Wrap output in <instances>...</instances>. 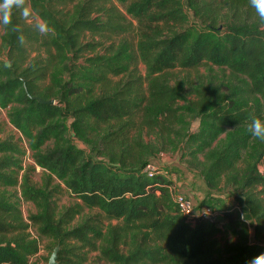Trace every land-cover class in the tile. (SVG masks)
<instances>
[{"label": "trees", "instance_id": "1", "mask_svg": "<svg viewBox=\"0 0 264 264\" xmlns=\"http://www.w3.org/2000/svg\"><path fill=\"white\" fill-rule=\"evenodd\" d=\"M76 1L26 0L28 19L14 9L23 43L0 25V109L20 135L0 141V264L37 257L31 227L61 248L58 264H85L97 251L105 264H248L264 253V142L248 131L264 121V24L249 0H117L136 22L135 46L121 37L132 24L108 0ZM30 20L53 31L41 35ZM207 66L222 74L192 85L172 73ZM22 141L48 173L44 188L29 181ZM169 146L206 187L195 209L220 204L222 227L178 211L172 192L181 191L157 161ZM53 180L98 213L70 226L78 211L57 214ZM9 189L40 213L25 220ZM223 229L236 241L221 247Z\"/></svg>", "mask_w": 264, "mask_h": 264}, {"label": "rangeland", "instance_id": "2", "mask_svg": "<svg viewBox=\"0 0 264 264\" xmlns=\"http://www.w3.org/2000/svg\"><path fill=\"white\" fill-rule=\"evenodd\" d=\"M80 0H77L76 2H79ZM109 5H114L123 15L124 24H132L131 27L128 28L127 32L122 34L121 37L127 38L128 41L131 42L133 46L136 44V34H137V25L136 22H133L131 17L126 14L124 10V6L120 4L117 0H108ZM132 21V23H131ZM29 22L33 23L34 25L42 23L40 20H30ZM193 24V21H191ZM197 24V23H196ZM2 35V29L0 27V38ZM119 40V38H116ZM89 40V39H88ZM1 44V42H0ZM33 54L32 56H34ZM45 56V55H44ZM211 70V71H210ZM138 71L141 73L143 77H145V67L143 64H138ZM173 76L177 77L178 80H181L184 77H188V82L192 83V85L198 84V80L200 78H206L209 74L212 75H221V71L217 67L209 68L207 67H201L196 71H188L184 72L179 69L172 70ZM174 83H172L173 85ZM144 86L146 88V83H144ZM187 90V89H186ZM188 92V90L186 91ZM184 101H179L178 106H183ZM181 112V111H180ZM198 127V122H193L191 125L190 132H195ZM12 138L15 141L20 140L19 133L12 127V125L9 123V120L7 118V110L0 109V141L6 140ZM224 139V135L222 137V140ZM144 140L146 142L155 141L156 137L154 136H144ZM80 147H85L84 144L77 142ZM21 150L24 152L21 156L22 163L24 165V169L27 170L28 167L34 168V163L31 159V149L30 144L26 141H22ZM187 157H183L181 150H173L168 147V150L166 152H162L157 157V161L161 164L163 168L167 170V172L172 176L174 182H173V189L174 191L182 186L185 194L192 195L191 198L193 200V203L196 205L195 208H198L199 203L201 199L204 197V194L206 193V187L201 179V177L198 175L197 172L194 170H191L187 167L186 164ZM260 171L263 172L264 168L261 166ZM29 172V181L32 185L38 188H44L45 184L48 180V173L44 172L38 167L34 168V171H28ZM49 181V180H48ZM60 185L59 189L57 190V195L54 194L52 201H53V207L56 209L57 214H61L65 211V209L74 208L76 211H78V214L75 216L74 220L70 223V226H76L79 224L82 220H84L87 217H91L93 215H96L98 213L97 210H90L88 208H85L82 206L81 202L77 199L71 197L70 193L64 188V186L59 183L57 180H53L50 182V185L48 186V190H52L56 185ZM178 184V185H177ZM10 193L17 192V198L19 200V208L20 211L24 217L25 220L28 219V217L31 214H38L40 213L39 208L36 204L32 202H26L19 196V190L16 189H9ZM188 191V192H187ZM217 196V195H215ZM222 203L227 207V209H232L234 207L233 201L229 199L226 196H221ZM208 205H212L216 207L218 211V207H220V204L215 203H207ZM206 204V205H207ZM103 230H106L108 228L109 223L103 222ZM113 226L117 225V222H112ZM252 236V230L251 227L249 228ZM31 239H39L40 242V252L37 255V257L31 259V264H47L48 258L50 254L52 253V250L57 246L55 242L49 238H39L36 228L31 227L28 231ZM215 241L218 243L219 246H224L225 244L232 243L236 241V238L231 235L226 229H223L221 232H219L215 236ZM61 251V248L60 250ZM100 256L99 252H87V261L85 264H105L104 261L98 262V257Z\"/></svg>", "mask_w": 264, "mask_h": 264}, {"label": "clouds", "instance_id": "3", "mask_svg": "<svg viewBox=\"0 0 264 264\" xmlns=\"http://www.w3.org/2000/svg\"><path fill=\"white\" fill-rule=\"evenodd\" d=\"M249 5L255 11V15L261 24H264V0H249ZM20 10V14L25 19L30 17V10L26 6V0H0V25L5 28L11 27V30L17 33V39L21 43L22 31L19 26L13 25V10ZM36 31L41 35H47L53 31L46 22L35 25ZM248 131L254 138L264 142V121L259 118H253L248 126ZM248 264H264V253L251 259Z\"/></svg>", "mask_w": 264, "mask_h": 264}, {"label": "built area", "instance_id": "4", "mask_svg": "<svg viewBox=\"0 0 264 264\" xmlns=\"http://www.w3.org/2000/svg\"><path fill=\"white\" fill-rule=\"evenodd\" d=\"M155 171L156 166L154 164H148L144 169V173L149 178L153 176ZM172 198L180 214L192 223L200 219L210 224H217L218 227H222L223 223L218 222L221 215L216 209L208 206H202L200 209L196 210L190 200L187 199L182 192H172Z\"/></svg>", "mask_w": 264, "mask_h": 264}, {"label": "water", "instance_id": "5", "mask_svg": "<svg viewBox=\"0 0 264 264\" xmlns=\"http://www.w3.org/2000/svg\"><path fill=\"white\" fill-rule=\"evenodd\" d=\"M31 100H35L40 104H53L52 101H44L38 97H30ZM59 246H56L53 250L52 253L50 254L47 264H58L57 259H58V253H59Z\"/></svg>", "mask_w": 264, "mask_h": 264}, {"label": "crops", "instance_id": "6", "mask_svg": "<svg viewBox=\"0 0 264 264\" xmlns=\"http://www.w3.org/2000/svg\"><path fill=\"white\" fill-rule=\"evenodd\" d=\"M173 182H174V180H173ZM178 185V184H177ZM179 186V188H177V190L176 191H181L182 193L183 192H185L184 190H183V188H182V186L180 187V185H178ZM188 192V191H187ZM184 195H185V197L187 198V199H189L190 200V202L192 203V205H193V207H196V205L193 203V200H192V198H191V194L190 195H187V194H185V193H183ZM203 199V198H202ZM201 199V200H202Z\"/></svg>", "mask_w": 264, "mask_h": 264}]
</instances>
